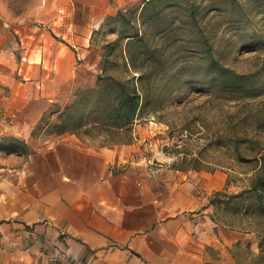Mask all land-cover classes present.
Wrapping results in <instances>:
<instances>
[{"label":"crops","instance_id":"1","mask_svg":"<svg viewBox=\"0 0 264 264\" xmlns=\"http://www.w3.org/2000/svg\"><path fill=\"white\" fill-rule=\"evenodd\" d=\"M122 2L33 0L16 19L0 0V144H25L0 150V264H243L236 247L257 249L253 232L213 217L225 173L174 169L157 148L144 160L151 125L113 147L70 134L32 147L41 116L99 70L92 32Z\"/></svg>","mask_w":264,"mask_h":264},{"label":"trees","instance_id":"2","mask_svg":"<svg viewBox=\"0 0 264 264\" xmlns=\"http://www.w3.org/2000/svg\"><path fill=\"white\" fill-rule=\"evenodd\" d=\"M211 12L243 39V48L264 53V0H140L107 19L120 29L102 47L99 72L76 87L64 104L54 103L31 135L70 134L98 148L113 147L132 142L133 125L168 104V90L193 88L227 102L264 95V60L253 72L237 73L214 56L210 37L220 26L209 28ZM117 46L122 49L117 51ZM112 60L120 61V72L110 70ZM199 70L201 79L193 80ZM160 75H167L163 82L157 80ZM24 147L10 137L0 144V150L10 153ZM253 160L246 185L235 193H215L209 205L229 210L232 220L254 233L258 252L247 264H264V149L257 150ZM172 167L201 169L175 163Z\"/></svg>","mask_w":264,"mask_h":264},{"label":"rangeland","instance_id":"3","mask_svg":"<svg viewBox=\"0 0 264 264\" xmlns=\"http://www.w3.org/2000/svg\"><path fill=\"white\" fill-rule=\"evenodd\" d=\"M120 1V0H119ZM122 8L136 7L140 0H121ZM33 0H12L9 6L13 18L28 17L33 6ZM120 3V2H119ZM118 9V10H119ZM109 17H107L108 19ZM102 22L98 30L92 32V38L102 52V47L118 36L120 26L113 22ZM209 28L215 27V35L210 37L213 41L214 56L227 68L237 73H249L257 69L264 60V53L249 51L243 48V39L235 32L229 30L222 22L219 14L211 12L207 18ZM212 33V32H211ZM122 46H117L120 51ZM101 61V60H100ZM110 70L120 72L122 66L119 60L111 61ZM96 72L90 71L91 74ZM192 76V75H190ZM167 75L157 76V80L164 81ZM188 76H185L186 79ZM190 78V77H188ZM201 79V71L193 80ZM172 90V87H171ZM168 104L156 114L144 115L137 121L140 125H151L154 133L151 136L152 145L146 146L144 160L160 150L172 163L186 168L198 167L207 173L222 172L226 175V193L238 192L246 185L254 164V153L264 149V95L240 99L236 101H219L210 98L207 94H198L195 90L184 88L182 90H168ZM64 103H60L62 105ZM50 136L41 134L31 135L32 147ZM154 148V149H153ZM153 149V151H151ZM152 160L151 166L162 163ZM215 220H228L233 225H240L232 220L231 213L213 210ZM231 224V225H232ZM238 259L247 264L249 259L258 252H252L249 247H236Z\"/></svg>","mask_w":264,"mask_h":264},{"label":"built area","instance_id":"4","mask_svg":"<svg viewBox=\"0 0 264 264\" xmlns=\"http://www.w3.org/2000/svg\"><path fill=\"white\" fill-rule=\"evenodd\" d=\"M22 60H24V59L22 58ZM145 145L150 147L152 145V143H151V141H147Z\"/></svg>","mask_w":264,"mask_h":264}]
</instances>
